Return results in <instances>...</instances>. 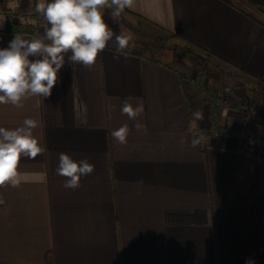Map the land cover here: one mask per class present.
Wrapping results in <instances>:
<instances>
[{"label":"crops","instance_id":"crops-1","mask_svg":"<svg viewBox=\"0 0 264 264\" xmlns=\"http://www.w3.org/2000/svg\"><path fill=\"white\" fill-rule=\"evenodd\" d=\"M36 2L0 0V48L43 34ZM110 12L126 55L110 42L91 68L66 63L50 97L0 104V127L33 118L44 149L0 187V264H264V23L223 0H136L118 24ZM167 44L214 66L220 92L176 49L160 60ZM127 98L144 105L141 130ZM61 152L94 165L78 189L57 175Z\"/></svg>","mask_w":264,"mask_h":264},{"label":"clouds","instance_id":"clouds-1","mask_svg":"<svg viewBox=\"0 0 264 264\" xmlns=\"http://www.w3.org/2000/svg\"><path fill=\"white\" fill-rule=\"evenodd\" d=\"M135 4L136 0H37L34 11L47 22L43 34L31 39L15 35L7 47L0 48V104L20 108L29 97H50L66 63L91 68L110 42L117 52L126 55L130 37L115 33L105 22L104 14L110 9L112 21L118 24L125 9H132ZM130 99L123 101L120 112L137 121L134 126L141 130L145 126L138 117L143 114L144 105L133 106ZM193 115L197 120L204 118L202 111ZM38 126L37 120L25 118L20 127H0V187H19L23 175L18 167L20 158L35 159L44 151L34 135ZM129 134L127 124L111 132L119 144H126ZM93 171L94 165L87 159L77 161L67 153L59 154L56 172L67 178L63 187L78 189L81 178ZM245 264L256 262L246 258Z\"/></svg>","mask_w":264,"mask_h":264},{"label":"rangeland","instance_id":"rangeland-1","mask_svg":"<svg viewBox=\"0 0 264 264\" xmlns=\"http://www.w3.org/2000/svg\"><path fill=\"white\" fill-rule=\"evenodd\" d=\"M231 3L235 4V6L239 7L240 9H243L247 13H249L252 17L256 18L257 20L264 23V6H255L253 4H250L246 0H230ZM264 1V0H262ZM167 53L165 54V57H158L160 60H166V57L169 54L168 50L175 51L176 54L180 58L181 63L189 62L192 66H194V70H198L200 74H202L205 77L203 86H204V92L206 94L207 90H215L220 92V88L217 87V83L215 84V81L217 80V72L215 70L214 66H211L208 62H204L202 60H198L197 57H191L190 53L185 54V50L181 48H177L176 45L167 44L164 46ZM212 79L210 81V79ZM252 95L257 96L258 92L251 91ZM221 97V95L219 96Z\"/></svg>","mask_w":264,"mask_h":264},{"label":"built area","instance_id":"built-area-1","mask_svg":"<svg viewBox=\"0 0 264 264\" xmlns=\"http://www.w3.org/2000/svg\"><path fill=\"white\" fill-rule=\"evenodd\" d=\"M245 111L247 112V116L249 117L251 115V112H252L251 109H247ZM222 134H231V133L226 128L220 129V130H218V131L215 132V136L222 135ZM252 142L254 144H257V145H262L261 140H259L257 138L252 139Z\"/></svg>","mask_w":264,"mask_h":264},{"label":"trees","instance_id":"trees-1","mask_svg":"<svg viewBox=\"0 0 264 264\" xmlns=\"http://www.w3.org/2000/svg\"><path fill=\"white\" fill-rule=\"evenodd\" d=\"M223 1H225L229 4L231 3L230 0H223ZM246 1L249 2L250 4L255 5V6H264V1H262V0H246Z\"/></svg>","mask_w":264,"mask_h":264}]
</instances>
